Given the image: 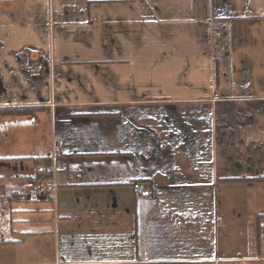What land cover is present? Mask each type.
I'll use <instances>...</instances> for the list:
<instances>
[{"label": "crops", "instance_id": "obj_1", "mask_svg": "<svg viewBox=\"0 0 264 264\" xmlns=\"http://www.w3.org/2000/svg\"><path fill=\"white\" fill-rule=\"evenodd\" d=\"M23 107L0 264H264V0H0V109Z\"/></svg>", "mask_w": 264, "mask_h": 264}, {"label": "built area", "instance_id": "obj_2", "mask_svg": "<svg viewBox=\"0 0 264 264\" xmlns=\"http://www.w3.org/2000/svg\"><path fill=\"white\" fill-rule=\"evenodd\" d=\"M135 195L138 198H148L151 195L149 187L142 182L136 181L132 185ZM56 189V184L51 177L37 180L31 187V194L34 196L51 197Z\"/></svg>", "mask_w": 264, "mask_h": 264}, {"label": "trees", "instance_id": "obj_3", "mask_svg": "<svg viewBox=\"0 0 264 264\" xmlns=\"http://www.w3.org/2000/svg\"><path fill=\"white\" fill-rule=\"evenodd\" d=\"M39 107H33V108H19V109H0V113H29L35 110H38ZM48 162H50L47 159ZM46 162V161H45ZM42 170H38L36 172L35 177L33 178V182H36L37 180L41 179V178H45V177H51L50 174V164L45 163L44 166L41 168ZM48 169V170H47Z\"/></svg>", "mask_w": 264, "mask_h": 264}]
</instances>
